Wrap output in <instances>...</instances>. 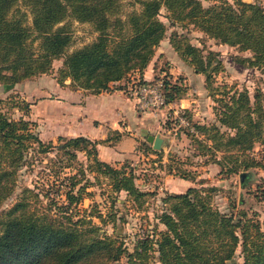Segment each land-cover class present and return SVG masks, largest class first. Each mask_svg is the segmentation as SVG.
<instances>
[{
    "label": "trees",
    "instance_id": "trees-1",
    "mask_svg": "<svg viewBox=\"0 0 264 264\" xmlns=\"http://www.w3.org/2000/svg\"><path fill=\"white\" fill-rule=\"evenodd\" d=\"M118 1L0 0L1 82L11 86L47 70L51 60L71 43L66 25L54 26L71 16L80 22H91L97 35L65 54L58 80L69 77L73 87L92 93L124 88L117 83L132 71L143 76L155 47L165 37L167 25L159 18L162 7L167 11L170 25H192L219 42L248 50L251 56L240 58L241 61L264 69V5L259 1L220 0L205 6L201 0H139L140 9L131 10L124 18L119 15ZM19 3L29 7L30 24L27 15L20 13ZM36 38H39L38 53L32 49ZM169 42L183 60L204 75L205 87L214 97L211 71L221 65L215 57L219 53L208 49L204 54L202 48L177 31L171 33ZM156 77L163 79L168 102L185 93L181 81L173 79L169 71L163 70ZM214 100L216 121L205 124L193 120L191 111L182 108L188 124L174 130L177 119L167 116L164 126L171 129L175 138L181 134L190 137L199 148L192 155L203 156L205 164L216 163L219 171L224 167V159L232 162L227 168L229 172L236 173L240 165L245 168L256 165L244 153L256 142L264 152V105L259 94L250 96L244 88L234 89L223 91ZM30 124L33 122L9 118L0 111V206L12 194L21 167L30 162L27 145H36L37 152H48L55 147L69 158H76L77 152L83 150L87 165H80L61 178L60 184L51 183L54 188L48 186L43 193L25 186L8 208L0 210V264H108L122 255L127 258L125 264H153L150 261L153 252L157 253L159 264H226L239 244L243 257L239 264H264V218L260 222L241 210L234 219V213L211 203V192L218 189L216 185L204 186V178L196 179L198 170L182 166L176 152H169L167 160L160 161L161 151L145 140L141 141L140 149L159 156L153 162L157 161L160 171L195 183L184 191L163 196L165 206L155 214L163 228L156 231L154 226L152 231L137 234L129 249L118 221L122 216L116 214L123 202L118 193L124 191L137 208L149 193L136 184L135 169L127 164L117 167L100 159L97 140L79 134L58 135V144L45 142L38 132L31 130ZM216 151H221L220 157ZM261 165L264 167V163ZM87 170L95 173L92 178L97 183V175H105L113 193L105 214L95 202L90 207L79 206L91 194L87 187L95 183ZM242 172L248 176L247 171ZM63 185L66 186L61 189ZM51 191L55 192L50 196L47 192ZM93 216L104 225L111 223L112 232L101 231Z\"/></svg>",
    "mask_w": 264,
    "mask_h": 264
},
{
    "label": "rangeland",
    "instance_id": "rangeland-1",
    "mask_svg": "<svg viewBox=\"0 0 264 264\" xmlns=\"http://www.w3.org/2000/svg\"><path fill=\"white\" fill-rule=\"evenodd\" d=\"M203 5H209L220 0H201ZM246 1H259L264 5V0H246ZM119 15L125 17L126 13L131 10L140 9L139 0H119ZM20 13L27 15V23H31V14L29 7L19 3ZM166 9L162 7L160 9L159 18L163 20L167 25L165 37L160 41L159 45L155 47V52L152 59L149 62L150 76L156 77L163 70L168 71L170 59L164 54V51L171 52L172 49L169 45V37L172 32L177 31L179 34L185 36L189 41L202 48L204 54L208 49L218 52L215 55L220 59L221 65L218 70L211 71L212 82L211 87L213 95H210V91L205 87V83L199 81L198 90H192L191 95L194 98L193 104L196 107V112L192 115L193 120L201 123H211L216 121L213 105L216 104L214 98L222 96L223 91L232 92L234 89H246L250 96L257 93L259 94L260 101L264 105V69L250 65L247 62H242L240 58H246L251 56V52L248 50H241L236 45H232L226 42H219L215 38L208 37L204 32L192 25L186 27L181 26L178 23L170 25L168 18L166 17ZM66 25L71 33V43L65 48L64 52L51 60V63L47 70L37 73L34 76L21 79L20 81L12 84L11 86H5L0 80V111L4 112L9 118L19 119L24 118L32 121L30 124L31 130L39 133V136L46 142L52 141L58 144L57 134L54 130L53 116L57 111L55 100H59L61 92L59 86L62 88H69L75 91L77 87H73L70 83V78H62L61 82L58 78L61 76V69L63 68L64 56L67 53L72 52L78 47H81L87 42L92 41L97 32L93 30L91 22H80L71 16L66 17L64 20L56 24L54 27L60 25ZM32 49L35 53L39 51V38H36L32 42ZM162 50L163 53L158 52ZM173 52V51H172ZM213 60V64H214ZM132 71L128 76L121 80L126 87L127 81L130 80V76L134 74ZM173 74V73H172ZM174 75V74H173ZM176 80H180L182 86L190 88V85H185L183 74L176 73ZM200 78H204L200 75ZM121 84V83H117ZM170 109L162 110L164 115H161L162 124H165L167 118L171 115L168 114ZM168 114V115H167ZM166 115L168 117H166ZM172 118V117H171ZM169 118L168 120H170ZM202 137L203 135L197 134ZM65 136V135H64ZM67 136V135H66ZM174 147L177 150L175 154L182 160V166L187 169L200 170L205 181L204 186L216 185L218 189L211 192V203L221 210L230 211L234 213L235 218L241 210H245L249 215L259 218L260 222L264 218V167L261 165L264 163V152L262 145L259 142L254 143L253 147L245 151L246 158H253L256 161V165L243 167L239 166V171L229 172L227 168L232 162L228 159H224V167L219 171V166L216 170L207 168L208 164L202 162L203 156L192 155L197 153L199 148L196 142H191L190 137L181 134L179 138L173 137ZM26 154L28 160L25 165L21 167L18 173L17 181L12 194H10L1 204V209L8 208L18 197L21 195L25 186L30 188H37L39 192H44V189L48 188L51 183L60 184L61 178L71 174L80 165L86 167L87 160L84 151H78L76 158L65 157L61 154V150L52 148L48 152H37L36 145L31 147L27 145ZM140 149V144L138 145ZM196 148L194 149V147ZM217 156H221V151H216ZM156 158L155 154L150 153L147 150L140 149L138 153L129 155L122 160L112 162L115 166L127 164L135 169L137 178L136 184L142 189L147 190L149 193L145 195L140 208L130 198H127L126 193L121 191L118 193V197L123 202L118 205L116 212L117 216H122L119 221L121 225L122 237L125 241V245L132 248L134 239L137 234H145L148 231H152V228L156 226V231L163 228L162 224L158 222L155 214H159L164 208V203L161 198L171 191L169 186L165 182V174L159 170L158 163L153 162ZM67 164H70L67 166ZM66 165V167H63ZM55 171H58V175H55ZM247 171L248 176L243 175L240 178V173ZM88 175L95 183L87 187V191L91 192L90 196L84 197L80 207H90L92 203L98 204V208L105 214L108 206L111 194L106 176L98 174V183L92 178L93 172L88 171ZM243 181L245 185H243ZM66 185H63L61 189H64ZM52 188V186H50ZM53 190V189H52ZM62 191V190H61ZM55 191L47 192L48 195H53ZM110 194V195H109ZM42 198H47L41 196ZM46 200V199H44ZM93 222L101 225V231L105 230L107 233L112 232L111 223H100L99 219L95 216L92 217ZM239 233V230H238ZM151 262L153 264H159L156 258L155 252L152 253ZM126 256L122 255L118 260L108 262V264H125ZM243 261L240 244L236 247L234 257L231 260H227L226 264L241 263Z\"/></svg>",
    "mask_w": 264,
    "mask_h": 264
},
{
    "label": "crops",
    "instance_id": "crops-1",
    "mask_svg": "<svg viewBox=\"0 0 264 264\" xmlns=\"http://www.w3.org/2000/svg\"><path fill=\"white\" fill-rule=\"evenodd\" d=\"M162 41V40H161ZM164 51L170 59L168 71L181 73L184 76L186 88L184 94L171 102L173 108H188L192 115L196 112L193 104L194 98L192 90H198L199 81L204 84V78H200L202 73L196 72L190 64L183 60L177 52ZM163 53L162 50L158 52ZM149 64L142 73L143 77L151 78ZM134 76L141 75L135 71ZM203 75V74H202ZM204 77V75H203ZM124 85L122 82H119ZM61 92L59 100H55L56 112L53 116L54 130L58 135H85L90 139L97 140V156L108 162H116L139 152V144L145 140L152 147V143L147 140L148 134H160L163 138L162 147L156 149L161 151L160 161H166L169 152L176 150L173 148L174 135L171 129L162 124V111L141 112L135 107V100L129 96L123 88H112L99 93H92L86 89L72 91L69 88L59 86ZM153 148V147H152ZM154 149V148H153ZM155 154V153H153ZM156 157H159L155 154ZM157 163V161H155ZM216 163H209L207 168L216 170ZM199 174L196 179L203 177ZM164 173V172H163ZM165 174V182L171 191L181 192L195 182L191 179L182 178L173 174Z\"/></svg>",
    "mask_w": 264,
    "mask_h": 264
},
{
    "label": "built area",
    "instance_id": "built-area-1",
    "mask_svg": "<svg viewBox=\"0 0 264 264\" xmlns=\"http://www.w3.org/2000/svg\"><path fill=\"white\" fill-rule=\"evenodd\" d=\"M127 81L124 91L135 100V107L141 112H157L164 109H170L168 114L177 121L174 124V130L180 125H187L188 122L178 108L170 106L163 91V79L161 77L145 78L141 75H132ZM167 114V115H168ZM166 115V117H167ZM190 130L194 128L190 126Z\"/></svg>",
    "mask_w": 264,
    "mask_h": 264
},
{
    "label": "water",
    "instance_id": "water-1",
    "mask_svg": "<svg viewBox=\"0 0 264 264\" xmlns=\"http://www.w3.org/2000/svg\"><path fill=\"white\" fill-rule=\"evenodd\" d=\"M147 140L152 143L154 149H160L162 147L163 138L160 134H148ZM245 175V172L240 173V178Z\"/></svg>",
    "mask_w": 264,
    "mask_h": 264
}]
</instances>
